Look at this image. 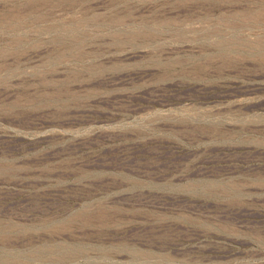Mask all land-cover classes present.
Segmentation results:
<instances>
[{
  "label": "rangeland",
  "instance_id": "1",
  "mask_svg": "<svg viewBox=\"0 0 264 264\" xmlns=\"http://www.w3.org/2000/svg\"><path fill=\"white\" fill-rule=\"evenodd\" d=\"M0 264H264V0H0Z\"/></svg>",
  "mask_w": 264,
  "mask_h": 264
}]
</instances>
